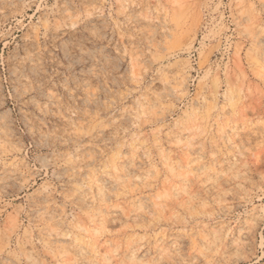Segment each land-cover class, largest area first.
<instances>
[{
  "label": "rangeland",
  "instance_id": "1",
  "mask_svg": "<svg viewBox=\"0 0 264 264\" xmlns=\"http://www.w3.org/2000/svg\"><path fill=\"white\" fill-rule=\"evenodd\" d=\"M0 264H264V0H0Z\"/></svg>",
  "mask_w": 264,
  "mask_h": 264
},
{
  "label": "bare ground",
  "instance_id": "2",
  "mask_svg": "<svg viewBox=\"0 0 264 264\" xmlns=\"http://www.w3.org/2000/svg\"><path fill=\"white\" fill-rule=\"evenodd\" d=\"M102 194H103V193H102ZM214 234L216 235V234H217V231H215Z\"/></svg>",
  "mask_w": 264,
  "mask_h": 264
}]
</instances>
